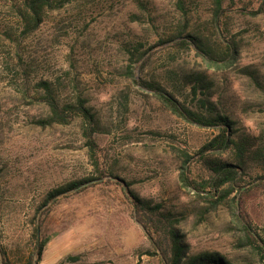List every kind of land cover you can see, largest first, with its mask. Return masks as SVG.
<instances>
[{"label": "rangeland", "instance_id": "374dc122", "mask_svg": "<svg viewBox=\"0 0 264 264\" xmlns=\"http://www.w3.org/2000/svg\"><path fill=\"white\" fill-rule=\"evenodd\" d=\"M234 2L225 0L218 26L213 0H69L46 10L26 35L24 0H0V244L13 264H164L119 180L162 205L160 215L151 213L155 225L172 226L190 255L219 252L231 264H264L241 245L233 207L235 198L236 213L264 239V186L246 185L217 206L210 194L185 187L184 156L192 157L193 178H209L198 154L219 131L186 122L134 81L159 84L194 111L229 116L248 151L242 158L236 150L212 152L207 160L239 162L248 176H264V13L238 10H256L263 0ZM190 32L219 53L233 40L238 52L212 65L192 44H179ZM42 81L62 104L88 100L107 173L46 206L51 191L96 172L84 118L41 123L51 113L39 101ZM37 226L47 240L39 261Z\"/></svg>", "mask_w": 264, "mask_h": 264}, {"label": "trees", "instance_id": "16d2710c", "mask_svg": "<svg viewBox=\"0 0 264 264\" xmlns=\"http://www.w3.org/2000/svg\"><path fill=\"white\" fill-rule=\"evenodd\" d=\"M69 0H24L26 9L23 15L24 34L28 35L35 32L44 22V15L46 10H57L62 8ZM225 0H213V21L219 26L222 23V17L226 14L227 8L224 6ZM230 4H235L234 0H230ZM241 13L258 16L264 13V0L261 6L256 10H248L246 8L238 9ZM186 32V30L184 31ZM183 31L179 36L183 37ZM192 44L198 53L212 65L215 63L231 62L238 52V46L235 41H228L227 50L225 52H217L211 46L205 36L190 32L186 34L185 39L180 41V45ZM134 81L154 92L156 97L161 100L173 113L190 124L200 127L217 128L218 134L207 142L199 150V159L205 160L210 172L209 178H202L201 180L193 178L191 175L190 161L192 157L184 156V165L181 166V182L185 187L193 189L197 193H207L211 195L215 201L212 206H217L228 199L233 193L242 191L246 185L250 187L264 186V176L253 178L248 176L240 163L229 161H211L207 160L212 153H223L231 150L238 152L239 158L248 151V139L245 137L236 136L237 130L235 128L236 122L229 116L222 114L208 116L204 113L194 111L185 104H182L173 94L167 91L163 86L154 82L145 80ZM40 86L43 88V94L39 101L45 102L50 108V116L48 119L42 121L43 125L52 124H70L76 117H82L87 123L84 128V138L86 145L89 148V156L94 166L96 176H91L79 180L69 182L64 186H60L51 191L45 200V206L54 199L67 195L73 192H79L88 187L98 184L96 181H102L107 176L106 171L101 167V156L99 155V144L96 138V117L92 107L88 105V100L83 96H77L75 101L61 103L53 88V84L49 81H42ZM1 173V171H0ZM119 184L123 186L124 191L127 190L128 196L137 213V219L142 224L144 229L150 236L154 248L158 251L160 259L164 264H231L219 252H204L200 254L190 255L188 246L183 243L182 237L172 226H164L163 229L155 225L152 214L159 213L161 204H154L147 199L142 198L131 190V183L125 180H119ZM219 191L222 194L219 195ZM217 197V198H216ZM233 207L235 208L234 216L238 221L239 229L242 232L241 245L243 247L254 248L264 259V239L259 234L252 221L244 216L242 213H236L239 207L237 199L233 198ZM160 215V213H159ZM36 237V255L38 261L40 260L43 249L47 240H41L40 229L35 228ZM0 255L2 257V264H13L8 258L6 250L0 244ZM34 259L32 257L31 262Z\"/></svg>", "mask_w": 264, "mask_h": 264}]
</instances>
